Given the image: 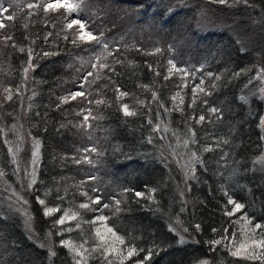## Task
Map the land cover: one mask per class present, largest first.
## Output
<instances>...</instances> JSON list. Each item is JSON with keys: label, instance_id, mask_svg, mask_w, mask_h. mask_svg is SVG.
<instances>
[{"label": "trees", "instance_id": "obj_1", "mask_svg": "<svg viewBox=\"0 0 264 264\" xmlns=\"http://www.w3.org/2000/svg\"><path fill=\"white\" fill-rule=\"evenodd\" d=\"M92 3L109 34L134 35L140 46L134 45L129 57L104 72L92 89V97L98 90L104 96L99 98L101 108L93 98L90 103V121L95 110L94 120L101 125L102 151L91 163L77 162L89 156L77 144L78 122L83 121L78 107L85 105L87 115V100L62 103L69 90H77L79 82L70 81L81 43L73 44L74 37L65 39L40 12L36 19L28 9L9 12L13 19H4L6 26L0 29V159L5 167L0 179V264H75L74 253L61 242L70 241L77 248L86 244L92 250L96 232L88 223L100 215L107 217L106 227L124 239V245L118 244L121 251L138 250L124 264H261L232 256L228 247L235 250L245 242L243 221L231 223L243 213L253 224H264V90L258 74L264 71V0H230L231 7L211 0ZM201 10L210 17L213 30L196 29ZM7 36L12 39L5 41ZM173 55L204 68L205 92L194 96L192 89L198 85H185L179 72L169 71ZM29 63L33 67L25 73ZM5 89H11L12 100L5 99ZM117 89L127 93L128 101ZM123 104L136 114L125 116ZM201 115L205 120L198 122ZM17 135L20 152L15 162L7 163L9 149L15 153L7 144ZM37 140L36 184L29 189L24 175L15 181L13 176L20 165L33 168L31 153ZM98 168L96 177L91 172ZM82 193L101 197V203L91 204ZM37 197L60 211L45 216ZM229 197L245 206L232 217L224 215L225 207L232 208ZM18 200L32 226L9 207ZM81 203L110 207L92 211L80 208ZM65 210L78 213L77 229L65 231L67 221L53 225ZM233 233L231 242L225 240L214 250L207 243ZM98 251L94 256L91 252L86 264H119L120 257L104 259L103 250Z\"/></svg>", "mask_w": 264, "mask_h": 264}, {"label": "rangeland", "instance_id": "obj_2", "mask_svg": "<svg viewBox=\"0 0 264 264\" xmlns=\"http://www.w3.org/2000/svg\"><path fill=\"white\" fill-rule=\"evenodd\" d=\"M49 2L54 3L56 2V0H0V5L8 8L9 10L7 13H3V16L9 15L10 14L9 12H12L14 10H15L14 11L15 13L16 11H19L22 9H28L30 16L38 19L40 17V14H39L40 12L43 15L44 19L50 21L51 26L53 28L59 29L64 36H69V37H73V33H76L79 25H73L72 29H67L66 24L70 20L78 18L81 22L85 23V31H91L93 35L98 37L100 41L99 43H97V41L85 42V41L78 40V42L81 43L83 49L79 51L78 55L76 56L73 62V67L75 69V72H74L73 79L70 82H73L74 84H76L77 82L79 83L77 84V88H76L77 90H74V91L69 90L70 92L68 94L69 96L70 93H73L76 91H83L85 93V97H77V98H85L87 100V106H88L87 115H88V113L91 112L90 103H91L92 98L96 103V101L102 99V98L99 99L101 96H104L103 91L101 92L98 90L96 91L94 97H92V94H91L92 89L95 86H97V83H98L97 80L101 78L102 74L108 71L109 68L111 67L116 68L120 66L121 63H123L129 57L128 53L130 49L134 45L140 46L139 41H138V44L134 43L135 36L131 34L129 35L128 33H126V35L122 33H119V34L110 33L109 34L110 31L106 30L105 24H101L100 22H98V20L100 19L97 20L96 15L100 14V11L98 10L97 6L94 3H92V0H82V2H80V0H68L69 3H80V7L72 11H69L66 8H59L57 10H49L48 12H45L44 7ZM29 4H38L39 7L29 8L28 7ZM13 14L11 15L13 16ZM197 15L198 17L196 21V29L198 28V30H200L201 32H206V31H210L214 29V27L209 26V24H211V19L210 17H208L207 14H205L204 11L201 10L200 12H198ZM2 22L4 23V19ZM1 34L3 33L0 31V35ZM105 44L107 45V48L104 47ZM170 62H171L170 63L171 67L174 64L176 68L184 69L185 72L188 73L185 76L184 73L179 72V76L181 77L183 84L186 85L190 83V84L200 85L201 82H204L205 70L202 66L191 64L189 60H183L180 57H175V55L172 56ZM93 65H96V66L93 67ZM101 65H104V67H101ZM88 72L91 73V75H89ZM87 73H88V76L85 77ZM258 74H259L260 85L264 90V71L262 70L260 73L258 72ZM93 76L94 78L91 79V84H90L89 78ZM81 85H83V87H81ZM262 97H264V94L262 95ZM125 101H128L127 96H125ZM101 104L96 103L95 105H97L98 108H101ZM83 106L78 107L80 116L86 115V111L83 114ZM93 113H94L95 119H97L98 114L95 112V110H93ZM78 123L80 125L78 131L81 132L80 140L77 143L78 146L85 147L86 150L92 149V148L96 149L95 152L86 151L89 154L87 160L91 161L93 157L96 156V153H98L99 155H101L102 153L101 146L98 143V136L101 134L100 132L101 125L97 123V121H95L94 118L92 122L90 121V118L87 122V124L90 125V127H81L84 121H79ZM20 137H21L20 135H17L16 137H12V139H10L9 143L7 144V145H12L15 148V156L20 152V149H21V146L18 143V140L20 139ZM34 151L35 149L32 151L31 154H33ZM10 156L13 157V152L9 154L7 163L13 161L12 160L13 158H10ZM32 158H33V155H32ZM262 161L264 162V160ZM20 167L21 165L15 169L17 171H15L16 176L15 175L13 176L14 181L16 180L17 176L20 178V176H23V175L30 181L31 179L30 174L33 168L31 167V169H28L27 167H25V170H24V169H20ZM4 168L5 167L3 166L1 159H0V172L1 170H4ZM91 173L92 175L99 177V173L101 172H99V168H98V171H93ZM4 176L5 174L0 175V179H3ZM187 178L188 177H186V179ZM9 207L10 208L12 207L11 209L12 211L15 212L17 217H20L21 219L22 218L25 219L27 226H32L31 219L27 215L28 214L27 211L23 208H20L21 205L19 203V200H18V203L14 204L13 206L9 204ZM93 220H96V222L92 223L91 221ZM93 220H90V222L88 223V224H92V227H93L92 229H95V232H96L95 239H94L95 243H92L93 246H90V248L92 249L97 248V245L107 246L113 243L111 233H108L106 231V228H107L106 220L99 221L96 218ZM76 221L77 220L67 221V223H69L68 228L77 229L78 227H76V225L78 224V222L76 223ZM79 226H80V223H79ZM97 229L100 230V234L103 237V240H101L100 237L97 236V231H96ZM85 245L86 244H84V246ZM116 246L121 251L120 246L118 244ZM100 249L103 250V248H100ZM82 250L83 249H80L81 252ZM91 252L93 251L90 249L87 253H84V255L88 258L89 256H91L90 255ZM98 252H99L98 250L93 252V256ZM122 252L126 255L127 251H122ZM108 256H111L114 259H119V256H117L116 253L109 254ZM119 264H120V261H119Z\"/></svg>", "mask_w": 264, "mask_h": 264}, {"label": "snow or ice", "instance_id": "obj_3", "mask_svg": "<svg viewBox=\"0 0 264 264\" xmlns=\"http://www.w3.org/2000/svg\"><path fill=\"white\" fill-rule=\"evenodd\" d=\"M80 2H82V0H80ZM211 2L218 3L221 5H227L229 7L233 6V4L230 3V0H211ZM234 2H239V0H234ZM244 2L247 3V0H244ZM28 7L29 8L39 7V5L38 4H29ZM79 7H80V3H69L68 0H56V2H54V3L53 2L47 3L44 7V11L48 12L49 10H57L59 8H66L67 10L72 11V10L78 9ZM8 11H9L8 8L0 5V29L4 28L6 26L2 22L3 19H7V20L13 19V16L11 14H9L7 16H3V13H7ZM73 25H79L76 33H73V37H74L72 40L73 44H76L78 40L79 41H85V42H89V41H97V43L100 42L98 37L93 35V33L91 31H85V23L81 22L78 18L70 20L66 24V28L72 29ZM11 39H12L11 36L4 37L5 41L11 40ZM65 39H68V37L65 36ZM13 46H15V45H13ZM104 47L107 48V45L105 44ZM20 51H24V49H20ZM28 55H29V57L32 56V50L31 49L28 50ZM44 55H50V53L46 52V53H44ZM95 66L96 65H93V67H95ZM32 67H33V65L31 63H29L28 68H25V70H24L25 73H27L29 71V69ZM101 67H104V65H101ZM173 70H175L176 72L184 73L185 76L188 74L187 72H185L184 69L176 68V66L174 64L172 65V68L169 71L171 72ZM89 75H91V73H89ZM166 79H167V77H166ZM217 79H219V77H217ZM202 83L203 82H201V85H198L192 89L194 96L197 93V91L205 92V89L202 87ZM81 87H83V85H81ZM5 92L7 93V95L5 96V99L9 100V101L12 100L13 97H12L11 89H5ZM117 92L119 93V97H123V96L127 95V93L120 92L119 89H117ZM77 97H85V93L83 91H76V92L70 93L69 96L62 98V103H67L70 100H75ZM153 98L154 99L156 98L155 92H153ZM241 99L244 100L245 98L242 97ZM262 99H264V97H262ZM180 102H181V104L183 103L182 98H181ZM245 102H247V101L245 100ZM96 103L101 104V103H103V101L98 100V101H96ZM193 103H195V99L193 100ZM121 109H122L125 116H133L136 114L134 111L129 110V106L127 104L121 105ZM210 111L212 113H216L217 109L212 108V109H210ZM90 115H91V112H89L88 115L83 116L84 123L81 125V127H90V125L87 124ZM93 118L95 119V117H93ZM204 120H205V117L203 115L199 116L198 122H203ZM261 125H262V127H264V120L261 121ZM193 136H194V133H193ZM193 142H195V141H193ZM184 144H185V146H187L188 141L187 140L184 141ZM34 149H35V151L32 154L33 155V159H32L33 170L30 174L31 179H30L29 183L27 184V188H29V189H31L33 187V185L36 184V172H37V166H38V162H39V141L38 140L34 141ZM205 150L210 151L211 149H205ZM9 151L12 152V149L10 148ZM86 151L95 152L96 149L92 148V149H87ZM12 158H13V162H15L16 161L15 153H13ZM193 158L194 159L196 158L195 153H193ZM261 159L264 160V158H261ZM77 162L78 163L79 162L91 163V161L87 160V157H84V158H82L81 161H77ZM0 175H3V173L0 172ZM93 179H94V177H93ZM125 191H127V190H125ZM150 191L154 192L155 189H152ZM82 195L86 196L88 198V200L90 201V203L93 205H99L101 203V197H99V196L93 198V197L88 196L87 193H82ZM135 195L138 197H144V194L140 193V192H136ZM46 196H47V193H45V197ZM60 198L62 199V197H60ZM145 198L151 199L150 196L145 197ZM18 199H19V197H18ZM37 200H38L39 204L43 207L45 216H50V215H53L56 212L60 211L59 206L49 207L46 204V200L44 198L37 197ZM116 203L118 205L119 201H117ZM227 204L232 205L231 209L225 207V210H224V215L229 216V217L235 216L237 213H240L243 210V208L245 207L243 204L233 200L231 197L228 198ZM79 207L82 209H90L92 211H101L102 212L103 208H109L110 206L107 203H104L101 206V208L95 209V208H90L89 203H81L79 205ZM69 213H70V210L63 211L62 215L53 221V225L54 226L55 225H63L66 223V221L77 219V216H78L77 212H71V214H69ZM96 219L99 221H105L107 219V217L100 215ZM241 221H243V224L241 225V230H242L243 234L245 235V242L241 243L238 247H235V250H233L232 247H228V245H225V247H228L230 254L234 257H242V258L248 259V260H260L261 264H264V224H261V223L253 224V219L251 217H249L246 212L243 213V215L237 217V219L233 220L231 223L240 224ZM91 222L95 223L96 220H93ZM76 227H79V223L76 225ZM195 227L197 230L200 229L199 224H196ZM71 230H72L71 228L65 229V231H71ZM257 230H261V231L259 233H257ZM96 231H97V236L100 237L101 240H103V237L100 234V230L97 229ZM106 231L108 233H111L113 243H111L107 246L97 245V248L92 249L93 252L97 251L100 248H103L102 254L104 255V259H107V256L109 254L116 253V255L120 257V264H124V261L126 259H130L134 255L139 254L138 250L135 247H127V252L125 255L116 246L117 244L124 245V243H125L124 239L122 237L118 236L110 227L106 228ZM184 231L186 232V231H188V229L185 228ZM215 231H216V229H213V232H215ZM249 233L251 234L250 236H249ZM234 238H235V233L232 234L231 238L225 235V236H222L220 239H211V240L207 241V243L209 245L213 246V250H214V247L216 245L224 244L225 240H229V242H231V240ZM249 240H250V242H249ZM180 242L181 243L185 242L183 236H181ZM61 244H62V246L67 247L70 252L74 253L73 259L75 260V264H82V262H83V264H86L87 257L84 255V253H87L89 250L87 248H85L84 244H80L79 248H77L76 245L72 244L70 241H67V240L62 241ZM80 249H83V252H81ZM256 249H261V251H256ZM49 251H50L51 256L56 255L55 251H52L51 249ZM76 257H80V259H76ZM145 259H147V257ZM108 264H112V262L109 261ZM135 264H143V262L137 261V262H135ZM202 264H207V261H203Z\"/></svg>", "mask_w": 264, "mask_h": 264}]
</instances>
